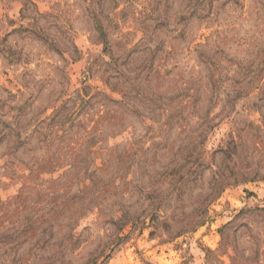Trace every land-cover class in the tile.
<instances>
[{"label":"rangeland","instance_id":"obj_1","mask_svg":"<svg viewBox=\"0 0 264 264\" xmlns=\"http://www.w3.org/2000/svg\"><path fill=\"white\" fill-rule=\"evenodd\" d=\"M0 264H264V0H0Z\"/></svg>","mask_w":264,"mask_h":264}]
</instances>
